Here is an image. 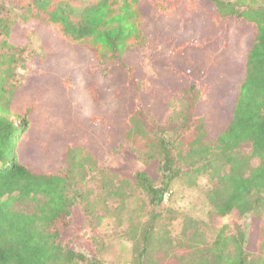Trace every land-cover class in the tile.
Instances as JSON below:
<instances>
[{
    "label": "rangeland",
    "instance_id": "1",
    "mask_svg": "<svg viewBox=\"0 0 264 264\" xmlns=\"http://www.w3.org/2000/svg\"><path fill=\"white\" fill-rule=\"evenodd\" d=\"M66 1L88 5L97 0ZM141 7L148 42L131 55L132 82L126 69L113 65L105 70L90 50L59 38L37 21L14 29L13 42L31 44L24 55L26 67L14 70L8 87L16 93L17 110H29L36 134L27 135L31 151L26 162L39 171H58L65 165L69 143L84 146L97 160L93 171L87 167L76 178L72 222L61 243L73 241L76 250L107 264H137L142 245L137 246L136 237L155 216L158 238L148 256L158 264H179L191 245L212 243L221 229L234 234L238 224L248 231L247 247L257 256L262 253L259 230L264 217H242L237 211L224 217L214 214L207 198L210 178L206 172L195 173L197 166L179 164L181 175L156 208L135 179L143 171L161 184L159 149L150 142L158 143V135L171 136L184 128L181 132L188 137L202 121L208 137L217 136L220 107L245 77L255 28L234 19L217 25L211 0L182 4L173 14L160 13L146 0ZM191 85L196 86L195 96L186 93ZM137 107L149 128L143 135L124 138ZM94 116L106 124H89ZM241 152L250 154V144Z\"/></svg>",
    "mask_w": 264,
    "mask_h": 264
},
{
    "label": "trees",
    "instance_id": "2",
    "mask_svg": "<svg viewBox=\"0 0 264 264\" xmlns=\"http://www.w3.org/2000/svg\"><path fill=\"white\" fill-rule=\"evenodd\" d=\"M142 1L97 0L88 5H74L66 0L0 3V264H107L76 250L73 241L66 246L61 243L63 231L72 222L76 178L84 176L87 167L90 171L95 168L97 160L92 153L80 144L69 143L64 167L53 172L36 170L26 162L31 151L27 135L36 134L29 110L25 114L17 110L16 93L8 87L14 70L26 67L24 55L31 44L13 42L14 29L37 21L54 29L59 38L90 50L105 70L113 65L126 69L132 82L131 55L148 42ZM146 1L162 14H173L180 5L193 6L197 0ZM211 2L216 9L217 25L234 19L255 28L246 55L245 77L232 89L231 99L220 107L222 127L214 139L208 137L202 121L188 137L181 132L184 128L171 136L158 135V143L150 142L159 149L161 184H155L143 171L136 172L135 179L156 208L164 202L171 183L181 175L179 164L197 166L195 173L206 172L210 178L207 198L214 214L224 217L237 211L242 217L261 219L264 217V0ZM189 91L192 96L197 95L195 85L186 89V93ZM98 121L106 124L99 116L90 119L89 124ZM146 128L149 125L145 113L137 107L129 117L124 138L143 135ZM157 132L163 133L160 129ZM245 144L251 146L248 155L241 152ZM155 219L151 217L136 237L137 246L142 245L137 248V264H158L148 256L154 239L158 238ZM259 237L262 253L256 256L247 247L248 231L244 225L238 224L234 234L221 229L212 243L191 245L179 264H264V225Z\"/></svg>",
    "mask_w": 264,
    "mask_h": 264
}]
</instances>
